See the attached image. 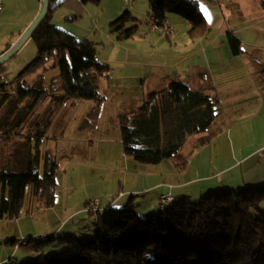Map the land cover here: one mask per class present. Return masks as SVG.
<instances>
[{
	"label": "trees",
	"instance_id": "trees-1",
	"mask_svg": "<svg viewBox=\"0 0 264 264\" xmlns=\"http://www.w3.org/2000/svg\"><path fill=\"white\" fill-rule=\"evenodd\" d=\"M56 1L49 0V11L31 36L35 59L10 83L2 81L6 65L0 66L1 219L19 218L29 185L39 204L54 206L59 163L52 151L46 152L40 174L47 133L66 104L91 103L90 116L96 119L106 101L100 81L109 77L110 66L99 60L94 43L52 24L50 7ZM260 7L264 10V0ZM170 15L189 22L193 37L206 31L200 0H149V18L158 28L168 24ZM141 25L128 11L111 23L110 34L129 40ZM228 39L232 53L241 55L240 39L231 33ZM54 69L58 76L47 85L45 74ZM46 102L49 115L32 125L31 118ZM216 104L210 90H194L179 80L149 93L135 111L119 116L126 155L147 165L173 159L190 137L212 125ZM205 193L195 202L183 200L187 196L167 207L160 202V210L147 218L138 217L133 200L122 208L89 212L93 234L86 240L76 235L26 239L20 246L32 257L9 264H264V182ZM56 242L63 251L46 253Z\"/></svg>",
	"mask_w": 264,
	"mask_h": 264
},
{
	"label": "rangeland",
	"instance_id": "rangeland-1",
	"mask_svg": "<svg viewBox=\"0 0 264 264\" xmlns=\"http://www.w3.org/2000/svg\"><path fill=\"white\" fill-rule=\"evenodd\" d=\"M145 1L146 16L142 21L143 27H147L149 0H132L133 3L137 2L139 8H143L144 4V9ZM207 1L217 4V0ZM218 1L222 5L219 11H223V18L226 19L225 16L228 18L224 22L226 38L228 33L240 31L235 23L243 22L252 14V10L257 12L260 5L258 0ZM104 2L102 6L108 17L111 15L109 1ZM200 3L201 13L214 18L204 4ZM131 5L132 3L130 6L121 5L122 13L132 10ZM78 23L69 24L77 27ZM148 25L151 28L150 18ZM54 26L69 32L57 25ZM126 27H130V24ZM100 46L97 50L100 53L99 60L102 61L107 59L110 46L107 42L104 44L105 47ZM103 50L105 55L102 54ZM22 66L18 62L7 61L2 81L13 82L27 65ZM57 76V69L46 73L47 85H50L51 79ZM34 81L35 77L28 80L30 83ZM88 105L86 102H76L74 107H71L70 103L66 104L48 131L49 140H44L42 144L40 174L42 176L44 172L46 152L52 151L59 163L55 204L50 208L39 204L34 196L33 185L27 186L19 218L13 221L0 218V264H9L12 261L19 263L30 259L32 255L29 251L20 246V242L26 243V239L44 238L46 235L57 238L76 235L79 239L86 240L93 234L91 227L94 220L86 211L88 204L93 201H98L101 211L110 205L122 208L133 200L138 217L147 218L160 210L158 196L167 193L169 186L179 189L177 192L181 194V199L182 195L186 194L190 198L183 200L195 202L200 199L202 193L206 192V195L211 189L218 187L241 189L246 187L247 181L264 178V160H261L259 154L245 159L241 166L242 160L264 138V118L258 120L260 123L258 131L253 128L248 130L245 125L235 128L232 134L227 133L226 136L220 131L222 127L218 119L216 124L210 127L207 135L190 137L177 157L158 165H147L140 164L126 155L122 145L121 128L118 119L113 116L114 111H107L106 107L100 110L95 119L90 116L91 108L87 110ZM50 110L48 102L41 105L30 123L34 125L40 118L48 116ZM215 115L218 117L219 113L215 111ZM261 117H264V114ZM217 131L219 132L216 136L219 137L214 139L215 136L211 135ZM234 164H237L236 168L223 177L224 184H221L218 179V176L221 177L219 172ZM210 184H215L216 187L205 188L200 193ZM192 193H195L196 197H193ZM142 194L144 195L140 196ZM12 241H16L15 246ZM60 251L63 249L58 247L57 242L45 248L46 253Z\"/></svg>",
	"mask_w": 264,
	"mask_h": 264
},
{
	"label": "crops",
	"instance_id": "crops-1",
	"mask_svg": "<svg viewBox=\"0 0 264 264\" xmlns=\"http://www.w3.org/2000/svg\"><path fill=\"white\" fill-rule=\"evenodd\" d=\"M42 1L1 0L3 14L0 17V57L14 49L37 20L43 7ZM108 1L111 9V15L108 17L102 6L104 0H65L51 16L52 24L69 31L77 39L92 42L96 47H105L106 42L110 46L107 59L101 61L110 66L109 77L100 81V93L106 99L102 110L107 107V111H114L115 114L112 115L119 121L121 114L135 111L146 95L179 80L194 90H210L215 95L217 104L214 110L219 115L210 127L212 128L219 119L222 135L232 134L235 128L245 125L248 130H259L258 120L264 118L261 117L264 114V10L260 5L257 12L252 10V14L243 22L235 23L240 31L231 34L238 37L242 43L241 55L235 56L228 37H224V22L228 18H223V11H219L222 5L218 0L217 4L200 0L214 15V18H209L203 13L207 18V28L203 35L193 37L190 34L189 22L176 15H170L168 24L173 28V32L167 40L163 38L161 31H151L148 25L149 12L147 27L142 26L146 16V1L145 9L144 4L143 8H139L137 2H131L132 10H127L124 14L129 11L142 25L139 34L125 41L117 40V36L110 34V25L123 14L120 6L130 4H124L123 0ZM258 1L260 3V0ZM77 22V27L69 24ZM36 49L32 38H29L9 61L18 62L22 67L29 65L36 55ZM97 53L100 58L98 50ZM102 54L105 55V50ZM70 106L74 107V103H70ZM88 106L87 110L93 104L89 103ZM210 127L198 135H207ZM218 132L213 133L211 137L218 138ZM263 147L264 138L242 160L241 166L245 159L255 157ZM236 165L219 172L221 177L218 176V179L221 184H224L223 177L232 172ZM263 182L264 178L250 180L246 184ZM215 187V184H210L200 193L205 188ZM177 191L178 188L169 186L167 193L158 196V206L161 197H169L172 200L180 198L181 194ZM191 195L196 197L195 193ZM186 196L188 195H182Z\"/></svg>",
	"mask_w": 264,
	"mask_h": 264
},
{
	"label": "water",
	"instance_id": "water-1",
	"mask_svg": "<svg viewBox=\"0 0 264 264\" xmlns=\"http://www.w3.org/2000/svg\"><path fill=\"white\" fill-rule=\"evenodd\" d=\"M65 2V0H57L50 8V10H55L58 7H60L61 5H63V3ZM43 7L41 10V13L39 15V17L37 18V20L34 22V24L26 31V33L23 35L22 39L20 40V42L17 44V46L12 49L11 51H9L8 53H6L5 55L0 57V66L5 65L7 63V61H9L12 56H14V54L25 44V42L31 38L32 34L36 31V29L38 28V26L41 24V22L43 21V19L45 18V16L47 15L48 11H49V0H43ZM161 202V200H160Z\"/></svg>",
	"mask_w": 264,
	"mask_h": 264
},
{
	"label": "built area",
	"instance_id": "built-area-1",
	"mask_svg": "<svg viewBox=\"0 0 264 264\" xmlns=\"http://www.w3.org/2000/svg\"><path fill=\"white\" fill-rule=\"evenodd\" d=\"M124 4L129 5L131 4L132 0H123ZM3 14V5L1 3L0 0V17ZM150 25H151V31L157 32V31H161L162 36L165 40H167V38L169 37V35L172 34L173 32V28L169 25V24H165V26L160 29L158 28L152 21H150ZM259 155L261 157V159L264 160V147L259 151ZM174 201V199L172 200L169 197H161V203L164 206H169L172 202ZM93 208H96V210H93ZM86 211L91 212V213H97L98 211H100V206H98V201H93L91 203L88 204Z\"/></svg>",
	"mask_w": 264,
	"mask_h": 264
}]
</instances>
